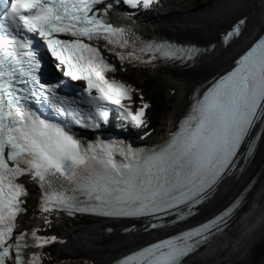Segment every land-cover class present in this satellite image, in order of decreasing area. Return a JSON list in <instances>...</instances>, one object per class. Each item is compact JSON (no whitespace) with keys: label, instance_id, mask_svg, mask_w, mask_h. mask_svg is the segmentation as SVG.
<instances>
[{"label":"snow or ice","instance_id":"1","mask_svg":"<svg viewBox=\"0 0 264 264\" xmlns=\"http://www.w3.org/2000/svg\"><path fill=\"white\" fill-rule=\"evenodd\" d=\"M158 3L0 0V264H43L46 246L64 243L38 234L44 232L39 225L16 231L18 216L26 213L21 198L28 194L21 177L38 186L40 214L33 220L47 227L52 216L80 213L144 219L145 231L179 229L114 264H183L228 226L239 199L206 223L181 227L240 159L247 162L264 132V34L202 95L197 91L176 130L153 147L134 150L100 138L81 142L66 127L74 122L99 128L107 121V105L126 123L145 126L149 105L132 111L134 89L106 77L118 69L105 54L124 69L157 59L186 63L202 51L141 39L133 17ZM121 6L135 11L119 12ZM244 23L238 21L225 43L241 35ZM48 58L64 77L85 82L77 98L61 94L64 81L50 78Z\"/></svg>","mask_w":264,"mask_h":264},{"label":"bare ground","instance_id":"2","mask_svg":"<svg viewBox=\"0 0 264 264\" xmlns=\"http://www.w3.org/2000/svg\"><path fill=\"white\" fill-rule=\"evenodd\" d=\"M186 12L184 11L186 14H182L177 20L172 19V23H168L166 28H161V32L180 41H192L206 45L207 51L196 59L194 65L190 64L188 69L168 72L156 71L159 79L167 86L172 100L168 112L164 113V138L166 137L164 133L173 128L175 122L186 110L188 95L192 90L215 74L227 69L238 53L254 39L259 29L264 26V0H218L195 14ZM243 16L247 17L243 33L232 43L223 47L224 43L220 40V34L236 19ZM172 24L173 27H171ZM136 71H140V69H133L129 72L120 69L117 76H128ZM136 88L139 87L136 86ZM140 88H142L141 85ZM142 103L148 104L146 99H143ZM158 138L154 131L147 139L156 140ZM257 173L259 174L257 182L230 229L200 254L202 263L198 264H207L212 257L219 259L222 254L220 249L223 248V246L218 247L220 244H228L229 256L248 252L252 248L254 240L264 233V212H259L264 197V133L249 167H246L237 181L230 179L224 182L214 197L201 208L200 215L205 216L219 208L222 203L242 188L245 178H251ZM31 194V207L26 221L33 218L34 215L40 214L39 206L34 204L37 199L36 191L31 189ZM37 222L40 227H47L41 222ZM238 229L241 231H239L238 237L233 239L231 245V238ZM120 230L121 228L112 234H106L104 222L92 218L72 221L67 224L64 232L54 235L57 241H64L63 244L53 243L46 246L44 252L47 258L43 264H66L68 262L107 264L118 255L141 245L154 234V232L138 231L125 236L119 233ZM49 233V229H44L45 235ZM225 237L227 238L225 239ZM195 262V259L191 258L184 264H195Z\"/></svg>","mask_w":264,"mask_h":264},{"label":"rangeland","instance_id":"3","mask_svg":"<svg viewBox=\"0 0 264 264\" xmlns=\"http://www.w3.org/2000/svg\"><path fill=\"white\" fill-rule=\"evenodd\" d=\"M196 1L198 4H202V6L199 9H204L207 7L210 3H213L218 0H191ZM193 11H199L198 7L196 10L193 9ZM126 78L132 80L134 83L141 85L143 87L144 93H149L150 97L152 98L154 102V110L151 115V119L157 123L156 127V135L163 137V126L165 125V114L168 112L169 108L171 106L170 102H172L170 94L168 92L167 86H165L162 81L159 79V77L155 74H142V73H133ZM141 82V83H140ZM157 121V122H156ZM264 208V197L262 204L260 206V209ZM261 213L264 212V210L260 211ZM239 231L241 229H238L234 232L233 237L231 238V245L233 244V239L238 237ZM223 246L220 250H222L221 257L218 259H215V257H212L207 264H235L240 262L241 264H264V233L257 239L254 240V244H252V248L248 252H243L241 255H228L229 248L228 244H220L218 247ZM201 261H196L195 264L200 263ZM202 263V262H201ZM239 264V263H238Z\"/></svg>","mask_w":264,"mask_h":264}]
</instances>
